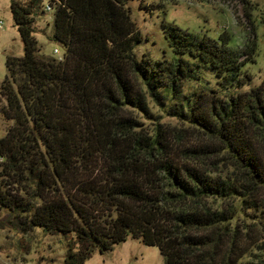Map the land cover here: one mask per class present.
Masks as SVG:
<instances>
[{"label":"trees","instance_id":"trees-1","mask_svg":"<svg viewBox=\"0 0 264 264\" xmlns=\"http://www.w3.org/2000/svg\"><path fill=\"white\" fill-rule=\"evenodd\" d=\"M131 1L11 2L24 54L6 58L1 86L13 124L0 207L23 231L73 234L65 264L128 239L162 264H260L248 259L264 257V84L242 91L254 60L226 33L175 25L162 59L139 58ZM47 6L62 60L34 38Z\"/></svg>","mask_w":264,"mask_h":264},{"label":"rangeland","instance_id":"rangeland-1","mask_svg":"<svg viewBox=\"0 0 264 264\" xmlns=\"http://www.w3.org/2000/svg\"><path fill=\"white\" fill-rule=\"evenodd\" d=\"M12 1L25 3V0H0V22L3 23L0 29V138L7 135L13 124L2 113L6 107L1 93L7 75L5 61L8 56L20 58L24 54L12 17ZM47 3L48 0H44V4ZM129 7L143 39L136 49L139 58L146 55L153 61L162 59L163 52L168 50L164 25H175L182 31L212 40L226 33L230 36L229 45L241 53V60H254L247 68L252 81L242 91L264 84V0H133ZM33 27L39 55L59 59L63 50L51 40V12L35 17ZM214 83L211 77L212 88ZM152 110L160 113L157 108ZM162 122L177 125L176 120L168 117H163ZM194 134L201 136L196 131ZM12 221V225L9 224L8 210L0 207V264H65L69 248L73 253L79 251L73 234L48 235L40 228L23 231L17 226L18 221ZM256 254L259 257H250L248 262L264 264V257L258 251ZM83 264H162V259L155 247L128 239L104 253L93 250Z\"/></svg>","mask_w":264,"mask_h":264},{"label":"built area","instance_id":"built-area-1","mask_svg":"<svg viewBox=\"0 0 264 264\" xmlns=\"http://www.w3.org/2000/svg\"><path fill=\"white\" fill-rule=\"evenodd\" d=\"M47 11L49 12L50 11V8L47 6ZM2 25H3V23L2 22H0V29H2ZM56 52H58L57 50H55V53ZM59 53V52H58ZM63 56V55H62ZM60 57L58 60H62L63 59V57Z\"/></svg>","mask_w":264,"mask_h":264},{"label":"water","instance_id":"water-1","mask_svg":"<svg viewBox=\"0 0 264 264\" xmlns=\"http://www.w3.org/2000/svg\"><path fill=\"white\" fill-rule=\"evenodd\" d=\"M57 46H59V44Z\"/></svg>","mask_w":264,"mask_h":264}]
</instances>
